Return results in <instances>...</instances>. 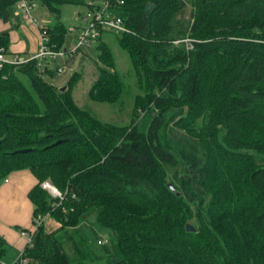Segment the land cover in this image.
<instances>
[{
  "label": "trees",
  "instance_id": "trees-1",
  "mask_svg": "<svg viewBox=\"0 0 264 264\" xmlns=\"http://www.w3.org/2000/svg\"><path fill=\"white\" fill-rule=\"evenodd\" d=\"M17 1L0 0L1 21ZM109 1L131 28L115 36L137 86L128 122L79 105L37 58L0 69V183L39 180L22 264H264V0H193L188 20L184 0ZM46 33L60 48L66 27ZM104 47L89 95L116 102L125 78ZM10 255L0 236V264Z\"/></svg>",
  "mask_w": 264,
  "mask_h": 264
},
{
  "label": "rangeland",
  "instance_id": "rangeland-1",
  "mask_svg": "<svg viewBox=\"0 0 264 264\" xmlns=\"http://www.w3.org/2000/svg\"><path fill=\"white\" fill-rule=\"evenodd\" d=\"M184 2H186V6L184 9L181 8V12L178 13L177 16L181 18L184 15L188 20L193 7V0H184ZM33 3L36 6L32 10V16L39 21V26H41L42 30L48 31L59 23H62L66 27L64 43L61 46L62 49L68 50L76 45V33L70 31L72 25L75 27L88 26L89 22L92 20V11L85 6L65 3L60 5L59 11H53L42 0H33ZM16 7L17 3L9 9L10 18L14 17L13 19L15 20L11 21L14 29L17 28L16 23L19 22L15 14L17 11ZM84 17H87V21L83 20ZM22 36L27 39L25 34H22ZM115 36V33L107 32L104 34V40L109 44L103 43L101 38L98 44L95 43L89 48L81 49L73 55H57L54 58L49 57L47 59L49 67L54 69V73H45L44 77L48 82L56 84L59 87L67 85L66 89L70 90L76 102L90 109L97 117L116 122H128L130 120V113L133 109V97L137 92V86L135 84V76L131 70L130 55L126 46L127 43L125 44L124 40L117 39ZM181 36L182 35H179V37ZM104 46L112 50L116 59L117 70L125 78V92L116 102L94 100L89 95L91 87L98 77L99 68L101 66L98 61V55L101 53V49H105ZM13 55L16 54H11L8 51L6 56L11 58ZM30 55L31 54H23L19 56L26 59L29 58ZM59 67L63 68V71L60 73L58 71ZM170 126H172V122H170ZM172 173L173 169H169L168 176H171ZM35 225V222H31L26 228L34 229ZM19 254L20 252H18V255Z\"/></svg>",
  "mask_w": 264,
  "mask_h": 264
},
{
  "label": "crops",
  "instance_id": "crops-1",
  "mask_svg": "<svg viewBox=\"0 0 264 264\" xmlns=\"http://www.w3.org/2000/svg\"><path fill=\"white\" fill-rule=\"evenodd\" d=\"M16 8L15 14L19 20L17 28L14 29L11 24L12 20L15 21L14 17L7 22L0 20V33L6 30L9 32L10 43L7 50L11 54H33L42 42L41 26L27 21L19 12L18 6ZM38 182L29 168H21L11 171L0 183V236L11 248V255L5 260L8 264H22L23 251L31 244L21 231L33 230L26 228L34 222V204L29 193Z\"/></svg>",
  "mask_w": 264,
  "mask_h": 264
},
{
  "label": "built area",
  "instance_id": "built-area-1",
  "mask_svg": "<svg viewBox=\"0 0 264 264\" xmlns=\"http://www.w3.org/2000/svg\"><path fill=\"white\" fill-rule=\"evenodd\" d=\"M89 4L92 7V9H90L92 11V20L89 22L88 26L75 27L72 25L70 27V31H74L76 33V45H74L72 48L66 50L62 49V47L56 48L54 45H51L46 31L41 29L42 42L40 47L35 53L31 54L29 58L25 59L17 54L13 55L11 58H8L6 56L8 54V50L5 47H1L0 69H2L7 63L18 64L27 62L33 58L39 59V64L44 68L48 64L47 59L49 57L54 58L57 55H73L81 49L89 48L95 43L98 44V42L107 32H113L116 35H123L125 33L131 32V28L125 23L123 18L112 13L109 0L103 1L101 8L96 6V1H91ZM17 6L19 12L27 21L39 25V21L32 16V10L36 6L33 3V0H18ZM83 20L87 21V17H84ZM183 41H185L187 48L193 47V43L190 38H185ZM175 42L177 43L179 40H176ZM58 71L59 73L62 72L63 68L59 67ZM41 185L53 196H62V192L49 180L43 181ZM39 221L40 217L37 219V222ZM21 234L28 237L29 242L32 243L34 229L31 231L22 230ZM1 263L8 264L5 260L1 261Z\"/></svg>",
  "mask_w": 264,
  "mask_h": 264
},
{
  "label": "water",
  "instance_id": "water-1",
  "mask_svg": "<svg viewBox=\"0 0 264 264\" xmlns=\"http://www.w3.org/2000/svg\"><path fill=\"white\" fill-rule=\"evenodd\" d=\"M66 87H67V85H63V86L60 87V90L64 91L66 89ZM23 150H28V149H23ZM168 186L170 187L171 190H173V191L176 190V186H175L174 183L169 182ZM186 228H187V230H190V231H194L195 230V226L193 224H191V223H187L186 224Z\"/></svg>",
  "mask_w": 264,
  "mask_h": 264
}]
</instances>
